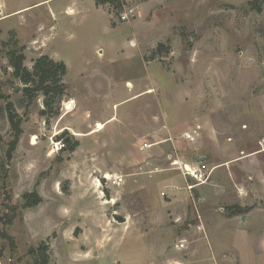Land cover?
Segmentation results:
<instances>
[{
    "label": "rangeland",
    "instance_id": "rangeland-1",
    "mask_svg": "<svg viewBox=\"0 0 264 264\" xmlns=\"http://www.w3.org/2000/svg\"><path fill=\"white\" fill-rule=\"evenodd\" d=\"M38 1L0 0L28 6L0 19V264H264V0ZM15 48L29 70L66 64L61 99L23 91ZM201 156L209 180L188 190L173 162Z\"/></svg>",
    "mask_w": 264,
    "mask_h": 264
},
{
    "label": "trees",
    "instance_id": "trees-1",
    "mask_svg": "<svg viewBox=\"0 0 264 264\" xmlns=\"http://www.w3.org/2000/svg\"><path fill=\"white\" fill-rule=\"evenodd\" d=\"M115 2L118 3L119 0H95L96 5ZM258 2L259 0H255L254 4L257 5ZM257 9L259 11L262 10L260 6H257ZM160 45L162 44L159 43V46ZM7 56L9 65L13 68V76L18 78L23 84H25V87L23 88L24 92H28L30 90L28 84L34 81V83H37L36 89L41 90L47 97L45 100L46 106H49L51 104L54 97H57L58 99L62 98L65 93V86L61 82V77L66 72V64L63 61L54 60L49 55L42 54L34 60L32 70H29L24 64L25 55L19 49L15 48L11 51H8ZM51 94L54 95L52 96ZM12 106L13 105L10 102L6 104L8 120L12 129L14 130V137L8 143V147L6 150V158L8 159V161L12 157V153L22 132L20 126L21 120L18 115L12 111ZM76 143L77 142L70 145L69 141L66 140L67 146L64 147H69V149L72 150L74 149ZM204 161H207V157ZM24 196L25 206H33L40 201V198L36 193H27ZM43 253L44 252L42 251V261L37 264H47L48 257Z\"/></svg>",
    "mask_w": 264,
    "mask_h": 264
},
{
    "label": "built area",
    "instance_id": "built-area-1",
    "mask_svg": "<svg viewBox=\"0 0 264 264\" xmlns=\"http://www.w3.org/2000/svg\"><path fill=\"white\" fill-rule=\"evenodd\" d=\"M136 6L130 5V6H125L123 11L120 13V19L125 21L130 19L136 14ZM75 107L74 100H66L62 102V108L64 109L65 112L71 111ZM200 136V126L199 125H194L192 127H189L185 129L182 132L181 137L184 138L187 141H195L198 137ZM150 143H143L140 146V149H145L147 147H150ZM174 162H177L174 160ZM173 162V164H174ZM179 168L183 174V176L186 178V183H187V188L188 190L193 189L196 185L198 184H204L209 180L210 173L212 171L211 167H208L205 161H198V163L195 164H190L186 162H178ZM106 177V176H105ZM106 179L111 183L112 185H119L122 182V177L121 176H113L106 177ZM187 179H191L194 181V183H189ZM184 244L181 242L180 244L177 245V247H181Z\"/></svg>",
    "mask_w": 264,
    "mask_h": 264
},
{
    "label": "crops",
    "instance_id": "crops-1",
    "mask_svg": "<svg viewBox=\"0 0 264 264\" xmlns=\"http://www.w3.org/2000/svg\"><path fill=\"white\" fill-rule=\"evenodd\" d=\"M45 0H41V1H38L36 2V4H39V3H42L44 2ZM28 6H22V7H17L11 11H8L6 13H2L1 12V9H0V19L4 18L5 16L9 15V14H12V13H15V12H18L22 9H25L27 8ZM69 9V8H68ZM69 11V10H68ZM19 40V45L20 46H23L25 47L24 48V52L26 53L27 51L31 52V51H35V48L38 47V42H39V36H31L29 38H17ZM32 47V48H31ZM56 60V59H55ZM61 61V60H60Z\"/></svg>",
    "mask_w": 264,
    "mask_h": 264
},
{
    "label": "water",
    "instance_id": "water-1",
    "mask_svg": "<svg viewBox=\"0 0 264 264\" xmlns=\"http://www.w3.org/2000/svg\"><path fill=\"white\" fill-rule=\"evenodd\" d=\"M206 159V156H201L196 158L197 161H204Z\"/></svg>",
    "mask_w": 264,
    "mask_h": 264
},
{
    "label": "bare ground",
    "instance_id": "bare-ground-1",
    "mask_svg": "<svg viewBox=\"0 0 264 264\" xmlns=\"http://www.w3.org/2000/svg\"><path fill=\"white\" fill-rule=\"evenodd\" d=\"M102 127V123H98V126H97V128L99 129V128H101ZM178 162H174V164H177Z\"/></svg>",
    "mask_w": 264,
    "mask_h": 264
}]
</instances>
